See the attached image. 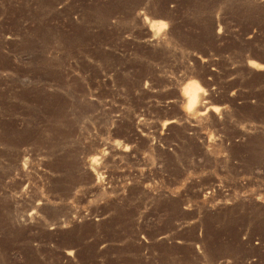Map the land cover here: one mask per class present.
<instances>
[{
    "label": "rangeland",
    "instance_id": "1",
    "mask_svg": "<svg viewBox=\"0 0 264 264\" xmlns=\"http://www.w3.org/2000/svg\"><path fill=\"white\" fill-rule=\"evenodd\" d=\"M0 264H264V0H0Z\"/></svg>",
    "mask_w": 264,
    "mask_h": 264
},
{
    "label": "bare ground",
    "instance_id": "2",
    "mask_svg": "<svg viewBox=\"0 0 264 264\" xmlns=\"http://www.w3.org/2000/svg\"><path fill=\"white\" fill-rule=\"evenodd\" d=\"M189 85H190V84L187 85V86H188V89H190V88H189ZM191 87H193V86H191ZM186 89H187V88H186ZM188 89H187V92H188V93H191V94H189L190 96L188 95V96H189V97H188V99H189L188 102L190 103V106L193 108V107H195V105H197V103H198V101H199L201 95H200L196 90H192V89H190L191 91L189 92ZM187 92H186V93H187Z\"/></svg>",
    "mask_w": 264,
    "mask_h": 264
}]
</instances>
